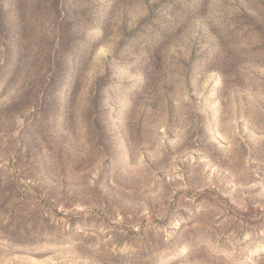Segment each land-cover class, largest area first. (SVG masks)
Here are the masks:
<instances>
[{"label":"rangeland","instance_id":"374dc122","mask_svg":"<svg viewBox=\"0 0 264 264\" xmlns=\"http://www.w3.org/2000/svg\"><path fill=\"white\" fill-rule=\"evenodd\" d=\"M0 264H264V0H0Z\"/></svg>","mask_w":264,"mask_h":264}]
</instances>
